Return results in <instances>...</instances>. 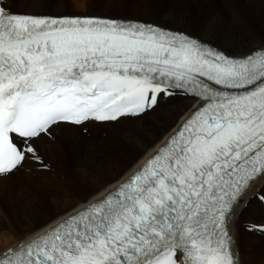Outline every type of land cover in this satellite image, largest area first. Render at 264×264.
Returning a JSON list of instances; mask_svg holds the SVG:
<instances>
[{
    "label": "snow or ice",
    "instance_id": "6c2138e0",
    "mask_svg": "<svg viewBox=\"0 0 264 264\" xmlns=\"http://www.w3.org/2000/svg\"><path fill=\"white\" fill-rule=\"evenodd\" d=\"M182 93L198 104L114 191L0 264H236L227 223L264 176V49L230 57L182 32L0 0V175L62 122H114ZM16 137L22 138L18 146Z\"/></svg>",
    "mask_w": 264,
    "mask_h": 264
},
{
    "label": "bare ground",
    "instance_id": "6f19581e",
    "mask_svg": "<svg viewBox=\"0 0 264 264\" xmlns=\"http://www.w3.org/2000/svg\"><path fill=\"white\" fill-rule=\"evenodd\" d=\"M166 1L169 4L167 3L160 21L189 30L186 28L187 20H192L196 12L193 0ZM5 3L7 10L13 14H41L46 0H5ZM15 3H19V8L15 7ZM57 3L63 5L64 0H57ZM225 3L234 9L232 16L225 15L219 6V9L204 18L207 23L201 30L197 28L195 33L225 53L234 54L233 56H242L263 48L264 0H225ZM204 4L205 12L213 7L214 0H206ZM248 8H256L261 13L259 16L249 14ZM256 20L262 26V32H250L254 33L252 41L244 46L241 44L247 41L244 31L247 28L253 29ZM226 22L229 27L224 35V28L228 26ZM194 106L193 99L176 93L169 97L160 96L151 112L157 107L165 109L163 121L144 123L143 118L149 115V110L137 118L133 117V120L119 118L114 122H86L80 126L58 124L52 127L50 135L42 134L35 139L32 143L39 159L28 154L21 166L10 174L0 175V235H9L0 252L15 247L35 233L42 234L46 230L40 231L45 227L47 229L57 219L72 214L80 206H85L114 189L146 155L153 152L174 131ZM121 123L128 125L117 128V134L102 131ZM157 124H160L159 127ZM81 128L88 129L86 136L80 133ZM118 154L128 155V159L121 160ZM65 157L70 160L66 161ZM33 172L36 173L34 178ZM50 206L54 209L51 210ZM260 218L264 221V176L240 197L231 214L229 226L237 264H264V233L259 230L264 223L253 226L255 232L247 235L250 240L246 245L241 241L245 234L243 224L250 225ZM253 228L247 230L252 231ZM258 244L260 251L256 252Z\"/></svg>",
    "mask_w": 264,
    "mask_h": 264
},
{
    "label": "rangeland",
    "instance_id": "374dc122",
    "mask_svg": "<svg viewBox=\"0 0 264 264\" xmlns=\"http://www.w3.org/2000/svg\"><path fill=\"white\" fill-rule=\"evenodd\" d=\"M204 1L206 2V0H198V1L193 0L194 6H196L195 16L193 17L192 20H187V25H186V28L191 30V32L189 30L179 29L171 24H163L160 21V19H162L163 17V13L165 9L167 8L166 6L168 2L166 0H64L63 5L58 4L57 0H46L45 9L43 10L44 12L41 14H36L32 12L31 15L34 14V15L61 16V15H73L72 13L74 14H96V15H100L103 17L110 16L114 18L137 20V21H143V22H148V23H155L159 26H162V27H165L171 30L185 32L191 36H194V37L199 38L200 40H203L204 42L208 44H211L205 41L204 38H202L201 36L197 35L195 33V31H197L196 29L199 28L201 30L204 27L205 23H207L205 22L204 18H207L208 16H210L212 12L219 9L218 8L219 6H220L221 11L225 15L227 14V16H232L231 12H233L234 9L231 6H229L227 3H225V0L224 1L214 0V4L212 5L213 7L209 9L206 8L207 10L204 12V9H203V7H205ZM219 1H222V2H219ZM236 1L238 2L239 0H236ZM14 5L16 8H19V3H15ZM6 6L7 5L4 0V7L8 9ZM247 11L249 12V14L257 15V16H259V14L261 13V11H258L256 8H254L253 10H249L248 8ZM257 20H256V26L253 29L247 28L244 31L245 35L247 36V41L241 42V44H243L244 46L248 45L252 41V35L254 33L262 32V26L259 24V21ZM226 25L228 26L224 28V31H225V33H223L224 35L227 34V30H228L227 27H229V23L226 22ZM250 32H254V33L250 34ZM211 45L216 47L215 44H211ZM242 50L246 51L245 49H242ZM236 51H238V49ZM230 55L233 56L234 54L231 53ZM237 55L238 54H236V56ZM149 112H148L149 115L143 118L144 123L146 124L156 123L157 120L163 121L165 119V109L163 108L157 107L154 111L152 110L151 112L150 110ZM131 119L133 120V118ZM133 122H131V124H133ZM126 124L128 125V123H121L118 125H114L112 128L102 129V131L111 132V133L116 132L117 134L118 132L117 128L125 127ZM159 125L160 124H157V127H159ZM86 131H88L87 128L80 129V133L84 136L87 135ZM132 145L135 146V144H132ZM120 158L121 160H126L128 159V155L127 156L120 155ZM65 159L66 161L70 160L67 157H65ZM33 174H32V177L34 178L36 173L33 172ZM87 185H89V183H87ZM87 185H84V186L86 187ZM70 190H73V188H70ZM1 209L7 212L5 207H2ZM50 209L53 210L54 208L50 206ZM262 223H264V221L260 218V220H255V222H252L250 225L249 223L243 224L242 228L245 234H243L241 238L242 244L246 245V243L249 242L250 238L247 235H252V233L255 232V229L253 228V226L261 225ZM247 228H253V229L252 231H248ZM1 236L2 235H0V249L2 245L5 243L4 242L5 238L6 237L8 238L9 235L4 234L2 237ZM256 247H257L256 252L260 251V245L258 244L256 245Z\"/></svg>",
    "mask_w": 264,
    "mask_h": 264
}]
</instances>
